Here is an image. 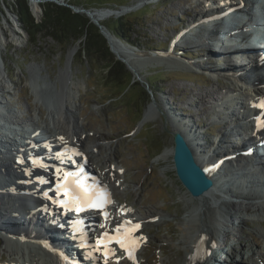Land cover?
Here are the masks:
<instances>
[{
    "label": "rangeland",
    "instance_id": "obj_1",
    "mask_svg": "<svg viewBox=\"0 0 264 264\" xmlns=\"http://www.w3.org/2000/svg\"><path fill=\"white\" fill-rule=\"evenodd\" d=\"M18 1L0 0V26L4 31V34L0 32V53L6 64L5 80L10 86L8 94L3 95L2 99L10 103L12 112L7 118L15 122L21 119L26 126L38 125L52 132L54 118L63 100L64 81L59 78L60 71L65 69L69 53L77 47L72 63V80L76 88L71 86L73 93L70 99L66 98L64 109L74 111V120L80 125L78 132L82 133L83 139L96 136L102 141L99 144L102 145L100 151L97 147L89 146V151L96 154V157H93L96 160L95 164L101 166L102 170L108 166L112 167L113 164L122 166L126 187L120 190V195L118 194L120 200L133 205L142 218L150 215L157 217L144 222L143 231L148 243L140 252V262L180 263L186 252L182 241L183 224L187 218H190V211L196 208H199L198 214L194 213L190 222L195 223L199 218L202 222L207 221L208 218L203 216V212L207 210L204 205L208 202L207 204L215 209L212 211L222 214L224 209L226 215L230 218L235 217L236 221L230 225L213 222L217 228L219 227L220 232L208 258V264H264V198L253 202L244 201L245 203L242 204L238 198L239 194L251 190L246 187L241 190V187L238 189L233 186V198L226 199L228 197L219 190L222 196L220 200H217L215 193L212 198L209 196L200 201L193 199L176 177L172 155L166 154L174 145V131L173 123L163 111V106L170 107L172 114L180 115L182 118H186L188 114L195 115L194 121L202 130L203 139L205 142H211L220 137L223 129L213 125L215 122L210 114L220 115L215 109H219V105L225 106L226 103L220 102L222 99L220 96L224 93V89L231 87V84L227 83V80L216 81L205 72L193 73L190 68L184 69L183 65L182 68H175L174 65L166 62L145 61L137 71L131 66L135 73L127 69L133 75L132 87H127L129 83L126 78L117 87L115 83L105 79L106 67L104 71L102 67L105 64L82 57L79 50L80 40L72 44L67 39L58 43L44 34L33 43L22 24H19L14 7ZM27 1L30 4V0ZM58 1L71 6L69 4L74 0ZM93 1L87 0L88 3ZM163 1L153 5L148 3V8L143 7V10L140 8L141 11L133 16L134 23L130 27L127 39L123 41L119 38L124 46H131L136 50L130 47L135 56L144 57L148 53L156 52L165 55L170 47L169 41L172 42L174 39L173 29H180L188 23L190 19L186 15L190 17L201 15L195 13L197 6L191 2L192 0ZM142 2L146 0H127L122 4L112 2L97 7L94 4L87 6L78 2L77 8L108 14L107 18L101 21L102 25H107L124 16L122 12L125 8L131 10L135 8L133 6L140 7ZM119 12L120 14L117 15ZM165 12L170 13L165 14ZM10 26L15 27L16 38L11 34ZM200 35L199 32H192L191 41L186 43L181 40L182 45L188 46L184 58L187 61L188 58L197 60L203 56L200 54L204 49L198 51L194 48L200 43ZM187 38L189 37L185 39L188 40ZM176 50L184 52L182 48ZM142 52L146 54L142 55ZM207 62L206 60L203 65ZM188 63L187 67H191L192 65ZM176 66L181 65L176 64ZM194 75L196 77H193ZM149 77H153L156 83H159L157 87L155 84L151 86L148 82ZM122 90L126 93L124 97L120 96ZM205 94H208V99L203 102L200 95L205 96ZM152 106L154 113L146 119L145 113H148ZM37 114L40 115V120L37 119ZM33 118H35L34 122ZM223 140L225 142L228 138ZM234 141L237 145L240 142L238 139ZM238 146L235 149H238ZM231 164V161H228L225 173L236 171ZM249 165L240 166L237 171L248 173ZM113 169L110 170L111 173L109 172L110 176L113 174ZM230 199L236 200V208L232 216L228 211L229 208L227 210V207L222 205V202L233 203ZM249 204L253 209L247 213L245 206ZM199 213L202 215L199 216ZM4 238L5 236L0 234V264H18V258L6 251L18 253L23 250H13V248L7 250ZM33 252L37 256L38 251L33 250ZM249 257L251 261L248 260ZM47 260L48 257L43 256V260L38 264L51 263ZM37 261L38 256L32 263L35 264ZM19 262L23 264L22 261Z\"/></svg>",
    "mask_w": 264,
    "mask_h": 264
},
{
    "label": "bare ground",
    "instance_id": "obj_2",
    "mask_svg": "<svg viewBox=\"0 0 264 264\" xmlns=\"http://www.w3.org/2000/svg\"><path fill=\"white\" fill-rule=\"evenodd\" d=\"M146 2H149V4L153 5V4L159 3L160 0H146ZM31 5L35 13L39 14L40 13L39 4L31 3ZM133 7L135 8L131 9L132 12L138 11L140 9L139 6L138 7L133 6ZM166 13H170V12H165V14ZM107 15L108 14L104 12H98V11L92 12L91 14L92 18L98 21L100 24L102 20H105V18H107ZM169 15H172V14H169ZM201 15H195L193 17L186 15L187 18H189L190 20L187 21L188 23L184 27H181L180 29L174 28L175 30L173 29L175 33L173 34L172 38L174 39L172 40V42H174V40L176 39H178L179 41L182 40L183 42H186V43L188 41H191L192 39L191 36L189 37L190 39L187 38L188 40H186L185 38L187 36H184V35L193 31L194 27L197 28L196 24L202 20ZM183 16H185V14H183ZM197 20L198 22H196ZM193 22H196V23H193ZM10 27H11V32H12L11 34L13 35L14 38H16L17 33L15 30V27H12V26ZM0 30H1L0 32L4 34V31L2 30L1 26H0ZM179 32L182 34H179ZM200 34H201L200 38H202L203 34L202 33ZM190 35H192V32L190 33ZM179 47L182 48L184 52L188 50V46L181 44L179 45ZM194 48H197L198 51L200 49L201 50L205 49V51H207V47H205L204 43L202 44V41L198 45H195ZM115 49L118 55L121 56L122 59L128 61L129 64L136 71L138 68L141 67V64L145 63V61H156L158 63L166 62V64L169 63L170 65L178 64V65L187 66L186 62H183L179 59L178 53H177L178 51L176 50L177 47L175 46L173 50L172 49L169 50L167 54L160 56V57L150 54V53L146 54L144 57L135 56L130 47L121 46L117 43L115 45ZM76 52H77V47L69 53V56H68L69 60L66 64V67L65 69H61L60 71L59 78L61 79V81H64V86L62 89L63 100H62L61 107L57 110L56 117L54 118L55 119V121H53L54 128L51 132V135L55 136L56 141L59 144L63 145L64 147L73 148V150H75L81 156V158H87L88 161H92L93 159L92 157H90V154H92L93 157L94 156L96 157V154H93V152H90V153L88 152L90 149L89 146H91L92 148L97 147L98 150L100 151L102 145H99V144L102 141L99 140L96 136L92 138H90V136L86 138L84 137L83 139L82 133L80 134L78 132L80 129V125L77 124V122L74 120V113H73L74 111L70 109L69 110L64 109L66 107L64 104L66 102L65 101L66 98L67 100L70 99L71 94L73 93L72 92L73 88H76L75 82L72 80V76H73L72 74L73 64L72 63H73V59H74ZM205 54H206L205 52L201 51L200 55H203V56L197 60L190 61L191 63L190 62L189 63L192 66L201 65L207 69H210V67L215 68L216 65H213V64H210L208 66L210 62H207V64L203 65L204 63H206V60H205L206 57L204 56ZM207 54H208V51H207ZM258 77H259L258 74L251 75V78L258 79ZM5 79H6V64H5L2 54L0 53V98H1L0 99V111H2V107L4 109L10 110V107L8 106L9 103L6 101H3L2 99L3 95L8 94L9 88H10L9 84L6 83ZM258 80H259L258 81L259 84L253 86L256 89H259L260 87L264 86V79L259 78ZM71 86H73L72 90H71ZM238 87L240 86L232 84L231 89H230L233 92L240 91L236 95L232 94V98H233V95L235 96L233 98L235 100L232 102L234 105L232 106H235V107H239V105H237L236 102H238L240 98L247 96L249 92H252V89L250 88H246L242 90L241 88H238ZM262 90L263 88L262 89L260 88V91H261L260 93H262ZM200 96L202 97L203 100L201 101L203 102H205L208 99V94H205V96L204 95H200ZM240 105H243V103L240 102ZM215 110H216V113L221 114V112H219L218 109H215ZM163 111L169 116L170 120L173 123V131H174L173 134L179 133L183 135L188 140L190 145L192 146V149L196 155L198 162L203 167L211 168V173H212L211 178L215 182L214 189L211 192H209L207 196L201 198L200 200L207 198L209 196H211L212 198V196H215V194H217V197H218V198L216 197L217 200H220L222 197L221 193L228 198L229 197L233 198L234 197V195L232 194L233 186L234 188L236 187L238 189L239 187H241V190L243 189V187H246L247 189L251 190V191L247 190L246 192H241L239 194L238 198L240 199L241 201L240 203L242 204L245 203L244 201L253 202V201H256L257 199L264 198V178L262 177L264 175V171L260 173L255 172L254 176H258V177L256 178V180H254V178H252L251 172H249L252 170V168L250 167V169L248 170V173H242L240 177H236L237 181L233 179H234V176L237 175L235 173L238 170L237 168L240 166L234 167L236 168L235 172L233 171L230 174L225 173V169H226L225 167L228 165V160H229L228 157L230 158L231 156L235 155V153H238V151L241 149L245 150L241 146H238L239 144L237 145L234 143L235 142L234 139H237L238 134H234V133H232L231 135L228 134L226 132L227 126H225L224 128H222L223 131H221V135L219 138H216L215 140H212L211 142H208V141L205 142V139H203V136H202L203 135L202 130H200L199 126L194 121L195 115L192 116L188 114L186 115V118H182L180 117V115L172 114L170 107L164 108V106H163ZM152 113H154L153 106L150 107L149 112L146 113V119H149ZM36 116H38L37 119L40 120V115L37 114ZM0 118L2 121L7 122V119L5 117L0 116ZM208 120L210 121V119ZM32 121L34 122L35 118H33ZM230 137L231 139H233L232 142H230ZM227 138L228 140H226ZM223 139H225L226 141L224 142ZM237 146H238V149H235ZM245 146L246 144L244 143L243 147ZM252 148H255V146ZM172 151H173V148L169 149L166 152V154L170 155L172 154ZM259 156H260V153L252 155L251 157L248 158L250 159L249 161H247L246 158H245V161L250 165L258 166L257 162L259 161L257 159ZM239 157L241 158V156H237L236 158H239ZM252 157L254 158L252 159ZM242 158L244 160L243 156ZM6 161H9L8 158L0 157V165H3ZM60 161L61 160H59L58 162ZM51 167L53 168L52 171L54 173L55 166L51 165ZM39 172H40L39 170H35L32 168L31 163H28L26 165V168H21L19 173H17L16 170L13 169V162H11L10 165L0 167V173H1L0 188L6 187L8 189L7 196L6 195L1 196L2 194L0 195V234L5 236L4 245L6 246L7 250H11V248H13V250H18V249L23 250V252L18 251V253L6 251L8 253H11V256L18 258L19 261H22L23 264H29V263L33 264L32 262H35V259L37 256L35 255L33 250L38 251V255H40L38 256V261L35 264H38L40 261H42L43 256H45V254L48 255L52 260L54 258L52 251H48V250L45 251V249L42 247L41 244L30 241L29 238L35 234H38L39 232L34 233L35 230H33V228L30 230L29 224H27V222L21 216L22 213L28 212L27 211V207H28L27 201L24 198H18L15 195H13L15 193V194L26 196V197H33L34 199H39L40 195L44 193L46 189L38 188L39 187L38 179L44 181L48 185V180L40 177ZM14 173L15 174L17 173V174L14 175ZM55 175H57V173ZM13 183H19L21 185L20 188L18 190L13 189L14 188ZM223 188H227V190H222ZM219 190L221 191V193ZM253 191H256V192H253ZM253 193H256L258 195H254ZM236 196H238V194ZM256 197H259V198H256ZM207 203L208 202H206V204L204 205L205 209L207 210L203 212V216L205 218H208V220H211V221L207 220V221L202 222L199 218L195 223H191L190 222L191 216H194L195 214L197 215L199 208H196V210L195 209L192 210V212L190 211V218L186 219L185 223L183 224V228H182V231H183L182 241H183L184 247L186 248L185 256L183 257L180 263L173 262L172 264H208V258L210 257L212 253V250L215 246V242L217 240V236H219L218 234L220 232L218 230L219 227L217 228L216 225L213 224V222L215 221L216 224H221L222 222H225L226 225L228 224L230 225L236 222L235 217L230 218L228 217V215L224 214L225 213L224 211L226 210L223 209L222 211L223 213L220 214L219 212L212 211L214 208H212V206L208 205ZM222 205H224V207H227V210L229 208L228 211L232 216V212L236 208V202H233V203L222 202ZM245 207H246L247 213L253 209V206L250 204L246 205ZM201 215L202 213H199V216ZM153 217L155 216L154 215L149 216V218H153ZM52 222H50V224ZM89 222H91L90 228L93 229V224H95V221L90 220L87 222V224ZM24 235H30V236L27 237ZM85 238L88 240V237H85ZM57 239L58 241H61L62 243L65 241L60 238H57ZM248 260L251 261V257H249ZM19 261H17V263L22 264ZM53 261L54 263L59 264L58 259L56 261L55 260ZM49 264H53V262L51 261V263L49 262Z\"/></svg>",
    "mask_w": 264,
    "mask_h": 264
},
{
    "label": "trees",
    "instance_id": "obj_3",
    "mask_svg": "<svg viewBox=\"0 0 264 264\" xmlns=\"http://www.w3.org/2000/svg\"><path fill=\"white\" fill-rule=\"evenodd\" d=\"M127 0H94L88 3L87 0H74L69 5L76 6L78 2L83 5H96L103 6L116 2L122 4ZM45 8L44 16L41 23L36 22L30 12L27 0H19L15 4L18 21L22 24L23 29L29 34L33 43H36L41 35L52 37L58 43H61L67 39L75 43L80 40V53L82 57L93 60L94 62L105 64L103 71L106 67L105 79L111 83H115L116 86L122 83V80L126 78L128 80L127 87L133 86V75L127 70L126 66L119 61H116L111 56L108 50V46L104 37L100 34L98 28L90 23L89 18L82 14H76L70 8L71 6H59L54 3L42 4ZM136 14L124 15L114 21L109 22L106 27L114 36L118 39L126 40L130 27L133 25V16ZM66 41V42H67ZM70 43V42H69ZM132 79V81H131ZM148 82L155 87L159 83H156L153 77L148 78ZM118 87V86H117ZM120 96L124 97L126 93L123 90L120 92Z\"/></svg>",
    "mask_w": 264,
    "mask_h": 264
},
{
    "label": "water",
    "instance_id": "obj_4",
    "mask_svg": "<svg viewBox=\"0 0 264 264\" xmlns=\"http://www.w3.org/2000/svg\"><path fill=\"white\" fill-rule=\"evenodd\" d=\"M31 3L39 4L40 13L36 14ZM45 3H54L59 6H66L62 4L58 0H30V4H28L30 8V12L32 13L33 17L36 19V22L41 23L45 8L41 6ZM72 11L76 14H82L86 15L87 18H89L90 23L95 25L98 30L100 31V34L104 37L106 40L108 50L111 53V56L116 61L122 62L127 69H129L131 72L135 73L131 65L128 61L121 58V56L118 55L115 45L116 43L124 46L121 41L114 36L106 27H104L102 24H100L98 21L94 20L91 16L92 12L88 11L85 8L78 9L77 7H70ZM124 12V13H123ZM122 12V15H130L133 14L132 10L130 9H124ZM120 13H117L119 15ZM17 16L15 15V18ZM39 19V21H38ZM19 24H21L19 22ZM131 47V46H129ZM80 48V46H79ZM132 48V47H131ZM75 49V48H74ZM134 49V48H132ZM135 50V49H134ZM136 51V50H135ZM156 52L153 55L156 56H163L161 54H157ZM146 53H142V55H145ZM175 66V65H174ZM180 67V66H179ZM129 71V72H130ZM147 113V112H146ZM145 113V114H146ZM146 116V115H145ZM174 138V145H173V151H172V161H173V168L176 174L177 179L181 183V185L185 188V190L188 192V194L196 200H200L201 198L207 196L209 192H211L214 189L215 182L211 178V173L207 172L211 168L210 167H203L197 160L196 155L192 149V146L188 142V140L181 134L176 133L173 134Z\"/></svg>",
    "mask_w": 264,
    "mask_h": 264
},
{
    "label": "snow or ice",
    "instance_id": "obj_5",
    "mask_svg": "<svg viewBox=\"0 0 264 264\" xmlns=\"http://www.w3.org/2000/svg\"><path fill=\"white\" fill-rule=\"evenodd\" d=\"M260 107H261V108H264V103H261V104H260ZM258 126H262V125H260L259 122H258ZM91 206L95 207V206H97V205H91ZM76 210H77V211H80L79 208H77ZM139 227H140V225H138V224L135 225V228L138 229ZM116 231H117V233H119V232H120V228L118 227V228L116 229ZM115 239H116V242H117V243H119L122 247H124V241H123L122 239H120V238H118V237H116ZM97 243L99 244L100 241H97ZM213 246H214V245H213ZM130 258H132L131 255H130Z\"/></svg>",
    "mask_w": 264,
    "mask_h": 264
}]
</instances>
